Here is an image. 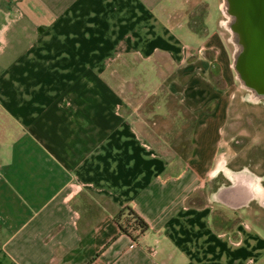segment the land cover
Instances as JSON below:
<instances>
[{
  "label": "crops",
  "instance_id": "1",
  "mask_svg": "<svg viewBox=\"0 0 264 264\" xmlns=\"http://www.w3.org/2000/svg\"><path fill=\"white\" fill-rule=\"evenodd\" d=\"M208 20L207 0H0V264L261 260L255 179L218 189ZM169 98L194 116L188 147L144 112L171 116ZM125 208L147 232H120Z\"/></svg>",
  "mask_w": 264,
  "mask_h": 264
},
{
  "label": "rangeland",
  "instance_id": "2",
  "mask_svg": "<svg viewBox=\"0 0 264 264\" xmlns=\"http://www.w3.org/2000/svg\"><path fill=\"white\" fill-rule=\"evenodd\" d=\"M207 1L208 21L211 29L218 32V48L220 47L218 50V75L216 79L212 78L218 91L222 92L223 109L221 111L222 123L220 122L221 143L218 151V163L223 162V167L218 175V189L223 186H231L236 176L239 177L241 173H246L255 179L257 186L259 185L258 187L264 193V144H260L264 142V127L261 126V123L251 122L247 118L248 115H260L264 105L258 101V98L253 97V93L245 88L236 74L234 58L240 43L235 33L234 21L229 20L224 13L226 6L227 12L232 15L228 2L226 0ZM199 10L205 12L206 7L197 5L194 18L199 17ZM208 52L206 51V53ZM210 53L213 54L214 50ZM262 102L264 103V101ZM160 104L159 100L148 99L144 102L143 109L148 113L149 123L154 128L156 127L157 135L167 144H174L178 148L182 145L188 147L193 137L194 116L184 110L176 99L172 98L168 100L171 116L161 115V109L158 115L150 116V112H153L156 109L155 106H160ZM241 140L245 143L249 141V144H234ZM244 179L250 178L244 176ZM242 212L245 213L244 217L249 219L255 227H259L260 232L264 235V208L259 199L255 198ZM256 264H264V256Z\"/></svg>",
  "mask_w": 264,
  "mask_h": 264
},
{
  "label": "water",
  "instance_id": "3",
  "mask_svg": "<svg viewBox=\"0 0 264 264\" xmlns=\"http://www.w3.org/2000/svg\"><path fill=\"white\" fill-rule=\"evenodd\" d=\"M241 51L235 54L236 74L243 85L264 98V0H226Z\"/></svg>",
  "mask_w": 264,
  "mask_h": 264
},
{
  "label": "trees",
  "instance_id": "4",
  "mask_svg": "<svg viewBox=\"0 0 264 264\" xmlns=\"http://www.w3.org/2000/svg\"><path fill=\"white\" fill-rule=\"evenodd\" d=\"M123 219V220H122ZM121 233H129V230L138 231L143 234L149 227L131 208H125L115 216Z\"/></svg>",
  "mask_w": 264,
  "mask_h": 264
},
{
  "label": "flooded vegetation",
  "instance_id": "5",
  "mask_svg": "<svg viewBox=\"0 0 264 264\" xmlns=\"http://www.w3.org/2000/svg\"><path fill=\"white\" fill-rule=\"evenodd\" d=\"M258 101L264 105V103L262 102V101H264L263 97H258ZM261 112L262 113L258 116L257 115H252V116L248 115L247 118H249L248 120H250L251 122L261 123L262 124L261 126L264 127V109H262ZM246 142L247 143H245L244 141L242 142V140H241V141H236L234 144H249V141H246ZM260 144H264V142L263 143L261 142ZM219 167L220 168L223 167V162H220L218 164V168Z\"/></svg>",
  "mask_w": 264,
  "mask_h": 264
},
{
  "label": "bare ground",
  "instance_id": "6",
  "mask_svg": "<svg viewBox=\"0 0 264 264\" xmlns=\"http://www.w3.org/2000/svg\"><path fill=\"white\" fill-rule=\"evenodd\" d=\"M227 11H228V9H227V7L225 6V8H224V13L226 14L227 18H229V20L233 21V16L230 15ZM226 23H227V22H226ZM239 51H241V46L238 45V48H237L236 53H239ZM245 88H246V87H245ZM253 97H254V98H258V96L255 95V94H253ZM218 169L221 170L222 168L219 167ZM258 186H259V185H258ZM258 186H256V187L254 188V190H255V196H256V198L260 200V199L264 196V193L261 191L260 187H258Z\"/></svg>",
  "mask_w": 264,
  "mask_h": 264
}]
</instances>
